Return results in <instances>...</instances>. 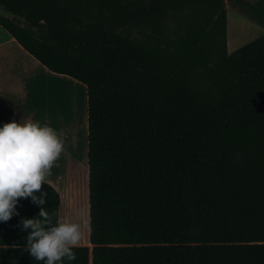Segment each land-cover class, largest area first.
<instances>
[{
  "label": "trees",
  "instance_id": "1",
  "mask_svg": "<svg viewBox=\"0 0 264 264\" xmlns=\"http://www.w3.org/2000/svg\"><path fill=\"white\" fill-rule=\"evenodd\" d=\"M0 10L28 56L84 88L92 232L70 264H264V35L228 54L223 0ZM17 211L0 222V264H44L17 227L39 207L20 198Z\"/></svg>",
  "mask_w": 264,
  "mask_h": 264
},
{
  "label": "clouds",
  "instance_id": "2",
  "mask_svg": "<svg viewBox=\"0 0 264 264\" xmlns=\"http://www.w3.org/2000/svg\"><path fill=\"white\" fill-rule=\"evenodd\" d=\"M64 150V140L48 124L23 118L0 126V222L19 215L20 198L38 206V214L21 217L17 227L28 233L23 250L44 264H64L65 260L70 264L76 259L74 249L84 239L83 229L89 235L92 232L90 216L84 219V212L65 218L44 207L47 192L42 185Z\"/></svg>",
  "mask_w": 264,
  "mask_h": 264
},
{
  "label": "crops",
  "instance_id": "3",
  "mask_svg": "<svg viewBox=\"0 0 264 264\" xmlns=\"http://www.w3.org/2000/svg\"><path fill=\"white\" fill-rule=\"evenodd\" d=\"M225 10V49L229 54L246 43L264 35V0H223ZM59 84L61 93L70 91L74 106L79 93L82 97L83 132L77 149H65L51 168L52 176L45 183L59 194L72 195L77 184L87 188L85 94L82 85L72 79L55 75L28 56L4 30L0 28V126L23 118L40 122L38 101L45 104L50 83ZM72 85H80L74 87ZM70 88V89H69ZM74 90V94L72 93Z\"/></svg>",
  "mask_w": 264,
  "mask_h": 264
},
{
  "label": "rangeland",
  "instance_id": "4",
  "mask_svg": "<svg viewBox=\"0 0 264 264\" xmlns=\"http://www.w3.org/2000/svg\"><path fill=\"white\" fill-rule=\"evenodd\" d=\"M0 13L3 16L10 17L2 10H0ZM20 23L23 24L22 21H20ZM50 85L52 86L50 94L44 96V100H46L45 104L38 101L40 123L41 125L48 124L50 127L55 129L64 140L65 149H73V151H75L77 149V145H79V139L83 132L81 93L77 94L78 99L76 104L73 106L71 102L74 101V97L71 94H68L71 93L70 91H67L66 89V93H61L56 89L59 84L52 82ZM78 86L80 85H75L74 87L79 88ZM72 93L74 94V90ZM52 175L53 174H51V176ZM81 211L85 213L84 219H88L86 182H84L83 186L81 184L79 185L78 182L76 192L74 194L62 196L58 208V216L69 218L73 217L75 213ZM83 231L85 236L78 246L89 247L87 243L88 230L85 227Z\"/></svg>",
  "mask_w": 264,
  "mask_h": 264
},
{
  "label": "water",
  "instance_id": "5",
  "mask_svg": "<svg viewBox=\"0 0 264 264\" xmlns=\"http://www.w3.org/2000/svg\"><path fill=\"white\" fill-rule=\"evenodd\" d=\"M1 14V13H0Z\"/></svg>",
  "mask_w": 264,
  "mask_h": 264
}]
</instances>
